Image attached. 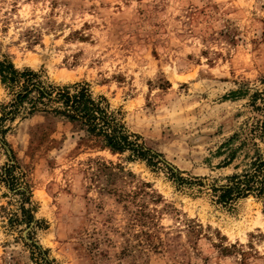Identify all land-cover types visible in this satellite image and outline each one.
I'll list each match as a JSON object with an SVG mask.
<instances>
[{
  "label": "rangeland",
  "instance_id": "obj_1",
  "mask_svg": "<svg viewBox=\"0 0 264 264\" xmlns=\"http://www.w3.org/2000/svg\"><path fill=\"white\" fill-rule=\"evenodd\" d=\"M0 61L86 85L162 154L43 111L3 120L0 264H264V194L213 189L236 171L223 144L258 117L264 0H0ZM15 89L0 75V117Z\"/></svg>",
  "mask_w": 264,
  "mask_h": 264
},
{
  "label": "trees",
  "instance_id": "obj_2",
  "mask_svg": "<svg viewBox=\"0 0 264 264\" xmlns=\"http://www.w3.org/2000/svg\"><path fill=\"white\" fill-rule=\"evenodd\" d=\"M0 75L3 82L16 88L0 117V133L7 129L2 128L3 120L9 117L14 119L19 113L43 111L79 124L100 138L105 146L114 151L129 150L132 157L146 160L148 164H155L156 158L162 155L147 146L139 134L132 133L111 111L105 98L95 97L86 85H51L37 71L29 68L21 70L6 61H0ZM250 99L258 117L241 132L232 135L222 146L224 152H227L223 164H234L236 169L226 177L225 183L213 186L218 199L225 203L250 194H264V90L255 91ZM169 167L176 174L177 180H184L173 166ZM14 168V164L3 166L5 181L10 183L13 180ZM22 193L25 195L26 190H22ZM27 216L32 220L31 213ZM34 246L39 248L36 243ZM43 259L46 264H52L45 255Z\"/></svg>",
  "mask_w": 264,
  "mask_h": 264
}]
</instances>
